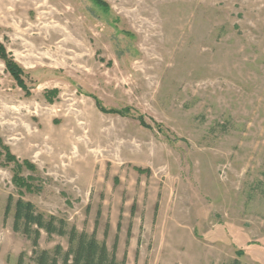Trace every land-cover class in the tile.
<instances>
[{
    "label": "rangeland",
    "instance_id": "rangeland-1",
    "mask_svg": "<svg viewBox=\"0 0 264 264\" xmlns=\"http://www.w3.org/2000/svg\"><path fill=\"white\" fill-rule=\"evenodd\" d=\"M0 44V264L10 197L120 264H264V0H0Z\"/></svg>",
    "mask_w": 264,
    "mask_h": 264
},
{
    "label": "trees",
    "instance_id": "trees-1",
    "mask_svg": "<svg viewBox=\"0 0 264 264\" xmlns=\"http://www.w3.org/2000/svg\"><path fill=\"white\" fill-rule=\"evenodd\" d=\"M0 55L6 62L7 69L22 87L21 69L9 60L5 48L0 44ZM14 213L13 230L24 235L32 246V256L27 261V254L19 256L17 264H120L116 256V248L110 251L105 242L97 240L95 234L80 232L70 227L67 221L55 216H45L36 207L23 199L9 198L6 208V219ZM42 233L49 240L54 237L66 238L68 248L57 245L53 251L43 250L40 246ZM229 264H242L234 260Z\"/></svg>",
    "mask_w": 264,
    "mask_h": 264
}]
</instances>
